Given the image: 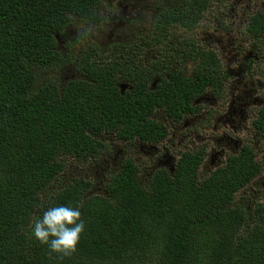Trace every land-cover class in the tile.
Returning <instances> with one entry per match:
<instances>
[{"label":"trees","instance_id":"trees-1","mask_svg":"<svg viewBox=\"0 0 264 264\" xmlns=\"http://www.w3.org/2000/svg\"><path fill=\"white\" fill-rule=\"evenodd\" d=\"M224 1L153 0L150 24L171 33L198 28ZM107 6L106 0H0V264H264V203L248 207L245 191L238 195L258 171L249 155L201 177V155L185 154L173 170H157L144 182L132 152L100 194L92 193L97 176L64 179L70 161H101L104 135L128 148L159 144L166 136L161 116L175 121L193 112L195 98L207 88L218 91L227 77L213 50L172 47L163 58L166 77L148 90L152 79L132 66L125 46L115 45L102 60L88 35L80 40L89 49L73 62V80L60 86L44 78L70 64L60 43L73 22L98 27ZM236 17L251 48L264 50V9L246 5ZM152 36L150 30L139 39ZM121 50L122 62L114 61ZM122 81L131 89L123 92ZM255 125L264 131V109ZM48 198L82 205L86 230L69 257L28 239L29 219Z\"/></svg>","mask_w":264,"mask_h":264},{"label":"flooded vegetation","instance_id":"flooded-vegetation-1","mask_svg":"<svg viewBox=\"0 0 264 264\" xmlns=\"http://www.w3.org/2000/svg\"><path fill=\"white\" fill-rule=\"evenodd\" d=\"M111 1L112 0H106L109 6L111 5ZM123 1L124 3L121 6H115L114 8L115 11L119 10V12L124 10V18L118 21L121 28H123L128 21H134L140 24L141 21H139V17L133 14L132 7L139 2L144 3L146 0H131L133 2L129 0ZM127 8H129V12H126ZM153 8L156 7H150L146 13L152 11ZM150 19L151 18H147V20ZM145 23L147 25L148 22ZM196 29V27L192 29L189 26L188 28L180 27L175 29L174 33H171L170 27H164L163 30L160 29L158 31V27L156 28L152 25L150 28L153 34L152 39H138L136 42H132L134 47L137 45L135 55L132 44L126 49V52H129L134 58L135 66L138 71L144 72L152 79L150 82L145 83L148 90L154 89L158 85L157 83L166 77L167 68L163 58L164 56H170L172 47L177 51L185 50L188 52L190 48L187 45H196L198 48L199 46H204V42L188 39V35L191 32L196 33ZM196 37H198L197 33ZM97 43L100 45L98 41ZM138 44H143V46L139 47ZM112 45L113 50H116V38ZM230 45H232V50H234L230 53V56L244 58V60L246 59L247 62L250 63L246 65L244 74L237 75L236 71L238 70L233 68L229 63H225L227 54L222 53L223 46L221 45V53H219L217 57L220 59V63L223 66V75L227 73V77L224 78L221 76V83L218 87V91L213 87L207 88L203 94L195 98L193 112L186 114L179 120L172 121L161 116L160 120L166 128L165 138L160 140L159 144L137 143L134 147L133 154L136 155L135 159H138L141 158L138 154V149L143 153L149 151L154 153H146L151 156L150 159L147 160L146 165L155 166L158 169H164L166 171L173 170L177 161L183 155L199 154L201 155L199 166L201 177H207L213 172L222 169L230 159L242 153L244 156L249 155L258 171L250 178L249 184L238 195L241 196L245 191V201L249 198L256 201L255 198H257L256 203L254 202L252 204V206H254L258 203H264V131L255 125L261 111L264 109V50L260 47L259 50H257L255 47L256 53L252 56L249 50V48H251L249 44V48L244 54V47L238 45V39L230 42ZM210 47L211 46H207L206 48L214 50ZM123 52L124 50L115 53L117 57L116 61L122 62L118 58ZM131 64L133 66V63ZM238 79L242 80L240 81ZM255 86L257 88L254 90ZM121 88L124 92L125 89L130 90L131 86L128 82H121ZM246 88H251L253 90H248ZM204 100H206V103ZM200 111L208 119V121H206L207 126L204 125V129L201 130V132L206 133L199 137L202 138L201 141H198V137H195L196 141L193 142L190 140L189 145L183 146V149L181 148L175 155H170L165 150H159L161 146L169 141L174 142L175 145L184 144L186 141L182 135L179 136L177 135L178 133L176 134V128L180 126L183 129L186 125L192 126L198 121L199 115L197 113ZM199 125L203 126L201 122H199ZM209 125H211V127H208ZM116 141L119 144V148H115L116 152L114 153L112 151L111 153L117 159L120 156V146H122L123 143L118 140ZM173 163L174 165L171 168L170 165ZM103 184L104 181H98L96 186L100 188ZM252 187L258 188V190H253Z\"/></svg>","mask_w":264,"mask_h":264},{"label":"rangeland","instance_id":"rangeland-1","mask_svg":"<svg viewBox=\"0 0 264 264\" xmlns=\"http://www.w3.org/2000/svg\"><path fill=\"white\" fill-rule=\"evenodd\" d=\"M129 1L133 2L131 0ZM123 3V0H112L110 6L108 5L107 7H103L100 10V14H103L104 19L100 23H105H103L102 25L100 24L98 27H84L83 23H81V21L79 20L73 22L68 31L69 35L67 41H61L60 43V47L62 50H64L65 52H70V64H68L67 66L65 65L64 68L57 69L56 71H53L51 69L47 70V74H44L43 77H48V79L51 78V81L57 82L60 86H62L64 85L65 81L67 82L69 80H73L77 76V71L74 69L76 64L73 62H75L76 58L82 56L81 52L85 48L89 49V47L86 46L82 48V46L80 45V40L83 36L88 37L89 35L92 41H98L100 43V52L98 54L103 60L110 58L111 51L113 50L112 44L113 42H115V38L117 40V45H123L125 46L124 49H127L132 44V42H136L140 37H142V35H144V33L150 32L151 19L147 20V18L155 17L157 11L152 10L148 13L146 12L150 7H155L153 0H146L144 3L139 2L138 4L132 7L133 14L139 17V21H141L140 24H137L134 21H128L124 25V27L121 28L120 23L118 21H120L121 18H124V10L119 12V10L115 11L114 8L115 6H121ZM246 5H248V9L250 10H255L258 8L264 9V0H229L220 2L216 5H212V9H210L211 12L208 14V16H206V18L201 22L200 26L195 30L198 34V37H196L195 32H191L188 35L189 40L204 42L205 47L211 46L214 49L213 51L217 55L221 53L220 51L222 45V53L227 54L225 63H229L233 68H236V70H238L236 71L237 75L244 74L246 65L250 64L247 62L246 59L244 60V58L242 59L240 57L236 58L234 56H230V53L234 51L232 50V45H230V42L236 41L238 38H240V40L238 41V45H240V47H244L243 54L248 50L250 46H248L249 42L245 41L246 36L242 25L239 24L240 22L235 23L237 22L236 14L238 12L245 11ZM128 9L129 8L126 9V12H129ZM233 16L236 19L232 20ZM229 18H231V20H228ZM145 22H148L147 25ZM152 37L149 39H152ZM249 50L252 53V56L255 55L256 52L253 48H249ZM111 57L114 61L117 60L116 54H113ZM118 59L120 61L123 60L122 57H119ZM130 62L135 63L133 57H131ZM120 72L121 71H117V73H119L122 77V74ZM238 80L241 81L242 79ZM122 83L125 82L122 81ZM256 88L257 87L255 86L254 90ZM246 89L253 90L251 88ZM204 102L206 103V100H204ZM197 114L199 115V119L192 126L186 125V127H184L183 129L180 126L176 128V134L178 133L177 135L179 136L182 135L185 139L186 142L184 144L175 145L174 142L169 141L166 142L165 145L161 146L159 150H165L170 155H175L180 151L181 148L183 149V146H188L190 140H192L193 142L196 141L195 137H198V141H201L202 138L199 137H201L202 134H206L204 132H201V130L204 129V125L207 126L206 121H208V119L202 114L201 111ZM199 122H201L203 126L199 125ZM208 127H211V125H209ZM106 144H108L111 149L109 153L104 156L99 163L90 166L74 162L71 165L68 173L64 175V179L66 180V182L69 181L68 177L72 173H81L82 175H88L90 178L96 177L100 174H105L109 177L111 174H113L119 169V165L121 162L120 159H123L125 156H129L134 150V147L128 148V144L123 143V145L120 146V156L116 159L111 152L113 151L115 153V148H119L118 142L107 141ZM146 153L154 154L150 151ZM146 153H143L141 150L138 149V154L141 158H138L137 161L140 162L142 166H147V160L151 157ZM173 165L174 163L171 164L170 167L172 168ZM113 166H115L116 169L111 170V167ZM80 168H82L81 171L78 170ZM107 182L108 180L104 181V184L100 187L101 190H104L105 184ZM252 189L258 190V188L253 187ZM255 200L257 201V198H255ZM256 201H254L252 198H249L248 200H246V205L252 207V204L254 202L256 203Z\"/></svg>","mask_w":264,"mask_h":264},{"label":"clouds","instance_id":"clouds-1","mask_svg":"<svg viewBox=\"0 0 264 264\" xmlns=\"http://www.w3.org/2000/svg\"><path fill=\"white\" fill-rule=\"evenodd\" d=\"M65 83L66 81L64 84ZM104 139L106 142L116 141L113 140V136L110 134L104 135ZM106 145L108 147V151L102 155V157L110 151L109 145ZM133 157L134 161L145 171L144 182L148 181L153 172L161 170L155 166H142L140 162L135 159V154H133ZM70 160L76 159L70 158ZM75 162L82 164L79 161ZM73 163L74 161H70L69 169ZM114 169H116L115 166L111 167V170ZM78 170L81 171L82 168ZM76 176L89 177L88 175H82L81 173H72L69 177ZM107 179L108 176L105 174L97 175L96 181L93 182L94 187L92 193L100 194L102 190L96 186V183L98 181H105ZM81 208L82 205L79 201L57 203L55 200L48 198L47 206H42L41 210L38 213L32 215L29 219L27 231L28 239L46 246L50 255L55 254L61 258L71 256L77 251V247L81 241L82 235L86 230V220L83 218Z\"/></svg>","mask_w":264,"mask_h":264}]
</instances>
